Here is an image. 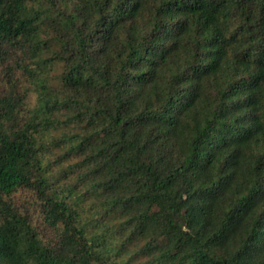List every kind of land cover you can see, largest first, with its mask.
Segmentation results:
<instances>
[{
    "label": "trees",
    "instance_id": "trees-1",
    "mask_svg": "<svg viewBox=\"0 0 264 264\" xmlns=\"http://www.w3.org/2000/svg\"><path fill=\"white\" fill-rule=\"evenodd\" d=\"M0 264H264V0H0Z\"/></svg>",
    "mask_w": 264,
    "mask_h": 264
},
{
    "label": "rangeland",
    "instance_id": "rangeland-1",
    "mask_svg": "<svg viewBox=\"0 0 264 264\" xmlns=\"http://www.w3.org/2000/svg\"><path fill=\"white\" fill-rule=\"evenodd\" d=\"M59 70V68L58 69H56V71H58ZM56 71H54L53 70V75H56L57 74V72ZM55 169H57V168H55Z\"/></svg>",
    "mask_w": 264,
    "mask_h": 264
}]
</instances>
